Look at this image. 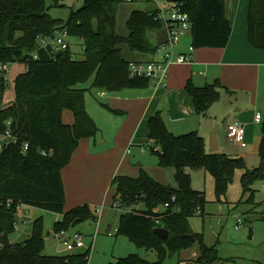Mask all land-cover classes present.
<instances>
[{
  "label": "trees",
  "instance_id": "1",
  "mask_svg": "<svg viewBox=\"0 0 264 264\" xmlns=\"http://www.w3.org/2000/svg\"><path fill=\"white\" fill-rule=\"evenodd\" d=\"M65 1L0 0V65L26 66V71L14 80V101L0 109V135L10 130L17 138L0 153V243L3 245L0 264H88L89 252L45 255L42 218L32 222L29 238L11 243L16 205L62 215V220L54 226L56 234L87 222H98L97 211L89 205L65 211L62 171L70 164L80 141L94 138L98 133V126L86 109L88 90L78 86L91 79V88L107 93L150 86L148 79L130 77V62L124 58L121 45H128L131 51L155 54L158 47L151 44L147 33L163 28L160 10L133 11L128 20L129 35L121 37L115 32L117 8L138 0H83V6L73 10L67 22L52 18L49 10L63 7ZM174 2L190 17L193 50L227 47L232 26L226 16V0ZM64 30L69 37L84 41V60H76L69 47L59 51L51 43L46 48L40 44L43 40L52 42ZM248 39L253 48L264 52V0H250ZM8 86L0 76V101ZM221 87L218 81L203 88L187 84L197 114H207L220 99ZM65 111L73 114L72 125L64 123ZM148 124L149 139L154 142L151 152L158 156L161 168L174 170L176 186L161 184L143 169L137 178L116 176L111 183L112 205L118 203L124 210L118 234L147 251H155L158 259L151 262L132 254L110 264H162L168 254L187 250L196 243L202 251L195 264H214L221 260L217 250L206 247L203 237L190 228V218L203 214L208 201L205 192L193 189L186 169L211 174L219 197L226 193L236 170L245 171L242 182L244 191H249L254 181H264V119L259 151L261 165L252 171L243 158L208 154L204 139L196 132L172 134L159 113ZM26 143L28 149L24 152ZM253 198L254 194L249 201ZM156 209L161 212L155 213ZM156 228L169 231L167 241L154 233Z\"/></svg>",
  "mask_w": 264,
  "mask_h": 264
},
{
  "label": "rangeland",
  "instance_id": "2",
  "mask_svg": "<svg viewBox=\"0 0 264 264\" xmlns=\"http://www.w3.org/2000/svg\"><path fill=\"white\" fill-rule=\"evenodd\" d=\"M170 1L138 0L137 2L119 5L116 12V34L121 37L129 35L128 20L133 11L152 13L170 7ZM83 4V0H66L63 7H53L49 10V14L54 19L67 22L71 12L78 10ZM49 5L52 6L53 2L50 1ZM165 31L164 26L162 29L148 31L147 37L151 44L155 46L158 42V37L164 35ZM64 41V45L69 46L76 60H84V41L82 39L66 36ZM121 48L124 58L127 60L148 61L153 57L152 53L131 51L126 44L121 45ZM17 65L19 66L10 65L8 75L10 78L9 81H6L9 86L4 93L2 101H0V109L7 107L15 99L14 80L18 73L23 70L22 65L24 64ZM25 71L26 66L24 68ZM92 83L93 79L78 86L80 89L88 90L85 99L86 109L98 126L97 135L89 140L90 148L92 150L96 148L97 151L102 149L111 151L114 134L122 121V117L114 115L103 106L106 102L103 97L98 95L99 89L91 88ZM224 128L225 126L222 124L219 133L221 146L226 147V153H229L230 150H237V146L233 142L225 139L227 133L224 136ZM254 130L253 142L247 149L243 150L249 154L259 144L260 126L256 125ZM128 149V153L125 156L115 151L114 155L112 154L111 164L107 161L106 164L97 165L96 169H86L83 172V190L77 198L79 200L77 204H79L78 206L89 205L92 207L91 203H94L95 207L93 209L97 211L96 213L99 216L98 222H87L77 227L76 230H70L71 232L81 233L83 248L68 251L63 240L58 239L56 236L54 229L55 224L62 220V215L34 207L28 208L27 217L31 222L28 227L24 228L29 235L24 233L20 236L17 233H11L9 236L10 242L17 243L29 238L32 230L31 223L42 218L45 255L66 256L89 252L88 264H110L132 254H137L151 262L157 261L158 256L155 251H147L117 232L120 217L124 210L115 209L112 205L114 189H112L111 183L114 178L111 177L110 173L114 170L113 165L116 168L120 162H125L126 167L131 164L137 170L142 168L143 165L160 167L158 156L151 152L149 145L140 146L136 142L129 146ZM83 151H86V149H82L78 153ZM104 160H106V157H103L100 161ZM260 165L261 161L259 158L249 157L248 170L252 171L260 167ZM186 172L191 175L192 187L197 191L205 192L208 201L205 206V213L192 217L189 220V224L194 233L203 237V243L206 247L217 250L221 260L216 261L214 264H264V221H255V217L249 214L253 206L248 203L254 194L256 205H264V181H254L250 185V190L245 192L242 182L245 171L236 170L233 181L229 184L226 193L219 197L215 178L211 174L203 170L192 169H186ZM105 182L106 184L103 187L102 184ZM261 205L258 210L264 212L263 208L260 209ZM141 208H144L143 205H141ZM258 213H261V211ZM238 219H242L243 223L239 229H236L238 227ZM245 220L251 221V224H246ZM201 251V245L196 243L187 250L168 254L162 264H195V261L201 256Z\"/></svg>",
  "mask_w": 264,
  "mask_h": 264
},
{
  "label": "crops",
  "instance_id": "3",
  "mask_svg": "<svg viewBox=\"0 0 264 264\" xmlns=\"http://www.w3.org/2000/svg\"><path fill=\"white\" fill-rule=\"evenodd\" d=\"M174 1L171 0L170 3ZM249 5L250 0H226V16L231 23L232 34L227 47L224 49L203 48L191 51V35L183 37L175 47L174 52L176 55L188 56L190 63L174 64L169 67L167 87L156 88L150 83V86L144 89H126L112 94L100 90L98 95L103 97L106 102L104 104L116 112L108 110L116 116H121L122 121L114 134L111 151L103 149L97 151L96 148L92 150L89 141L91 138L80 141L70 164L62 171L66 194V212L79 205L77 198L83 190L82 178L86 169H96L97 165L101 166L107 161L111 164L110 161H112L115 151L125 156L129 146L136 142L140 146L154 145V142L149 139L148 121L157 113L162 116L168 130L174 135L198 133L205 141L208 154H226L231 157L243 158L246 165L249 157L259 158L261 161L259 151L262 139L261 126L264 119V52L253 48L248 39ZM188 36L190 37L187 38ZM158 38L155 46L159 48V45L167 39V32L165 31L164 35ZM163 57L164 53L158 50L153 54L151 60L131 59L128 61L145 63L162 61ZM15 66L19 65L15 64ZM22 66L23 70L18 75L24 73L25 65ZM216 81L222 85L219 90L220 99L211 105L205 116L197 114L194 100L186 90L187 84L191 83L195 87L203 88L214 84ZM103 93H105L104 96ZM258 114H260L259 122ZM63 120L65 124L72 125L74 116L70 111H65ZM235 121H239L245 126L247 141L245 149L254 140L255 126H260L259 144L252 149L250 154L243 151L245 149L234 142L237 150H230L229 153H226V147L221 146L219 142L221 125L224 124L225 126V136L228 124ZM213 134L217 140L218 149L216 151L210 149ZM225 139L229 140L227 136ZM82 149H86V151L78 153ZM158 149L159 147H156V150ZM103 157H106V160L100 161ZM125 164V162H120L116 168L113 165L114 170L110 173L111 177L137 178L140 170L143 169L161 184L176 186L175 183H172L175 182V172L172 169L143 165L145 169L142 166L137 170L131 164L128 167ZM105 184L106 182L102 186L104 187ZM248 203L253 206L249 214L255 217V221H264V212L260 210L261 213H258L261 204L256 205L254 198L252 202L249 201ZM91 205L92 208L95 207L94 203ZM262 208L264 209V205L260 207V209ZM244 222L251 224V221L245 220ZM24 233L29 235L25 229L19 235Z\"/></svg>",
  "mask_w": 264,
  "mask_h": 264
},
{
  "label": "built area",
  "instance_id": "4",
  "mask_svg": "<svg viewBox=\"0 0 264 264\" xmlns=\"http://www.w3.org/2000/svg\"><path fill=\"white\" fill-rule=\"evenodd\" d=\"M159 20L167 32V39L159 45L158 50L164 53L162 61H150L145 63L130 62L129 63V75L132 78H143L148 79L152 85L156 88L167 87L169 67L174 64H189L190 58L186 55H176L174 52L175 47L179 44L180 40L191 34L192 23L187 13L182 11V7L178 3H171V6L160 10ZM68 36L64 30L56 34L52 42L43 40L42 47H47L53 44L56 50H64L67 45H64V38ZM193 51V48H191ZM35 58H37L35 56ZM10 71V65H0V76L5 81H9L8 75ZM105 93H103V96ZM260 121V114H258V122ZM227 138L234 142L236 145L245 149L247 147L246 141V129L245 126L239 121L232 122L227 126ZM17 138L13 133L8 130L4 134L0 135V153H2L11 143H15ZM28 144H24L23 151H27ZM43 155H47L43 152ZM115 209H122L121 205L116 203L113 206ZM29 206L24 204H17L15 209L16 223L14 224V233L21 234L23 229L31 222L28 215ZM155 213H160L161 209L154 210ZM243 220H238V228H240ZM32 224V223H31ZM58 239L63 240V243L68 251H74L75 249L83 248L84 244L82 241V235L79 232L61 231L56 234ZM3 245L0 243V248Z\"/></svg>",
  "mask_w": 264,
  "mask_h": 264
},
{
  "label": "water",
  "instance_id": "5",
  "mask_svg": "<svg viewBox=\"0 0 264 264\" xmlns=\"http://www.w3.org/2000/svg\"><path fill=\"white\" fill-rule=\"evenodd\" d=\"M210 149L212 151H216L218 149L217 147V140L215 134L212 135L211 143H210ZM154 233L159 236L164 241H167L169 238V231L165 228H156L154 230Z\"/></svg>",
  "mask_w": 264,
  "mask_h": 264
}]
</instances>
